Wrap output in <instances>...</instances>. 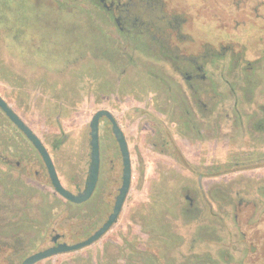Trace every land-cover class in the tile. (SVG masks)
I'll list each match as a JSON object with an SVG mask.
<instances>
[{"label":"rangeland","instance_id":"rangeland-1","mask_svg":"<svg viewBox=\"0 0 264 264\" xmlns=\"http://www.w3.org/2000/svg\"><path fill=\"white\" fill-rule=\"evenodd\" d=\"M2 1L0 95L45 144L64 187L73 193L84 188L89 166V122L98 109L113 113L131 158L130 187L117 220L107 232L88 246L35 264H142L144 260L140 261L137 252L140 249L152 254L145 259L146 264H256L248 253L252 250L250 241L258 246V237L263 235L264 239V222L247 227L240 202L222 196L233 180L232 191L242 190L239 173L221 168L226 161L225 147L216 149L215 159H208L207 147L201 153L194 152L199 147L196 136L183 132L181 144L176 134L180 123L146 115L154 111L146 97L147 89L141 91L142 97L136 90L134 99L131 94L135 90L125 86L114 90L113 95V88L75 87L73 75L80 59L54 62L47 55L70 56L87 34L71 28L69 20L52 22L56 11L49 14L45 6L37 10ZM121 64L119 60L115 63L117 68ZM1 65L10 73L7 83L2 80L5 74ZM51 80L65 82L67 88L56 84L50 88ZM59 101L66 113L58 120ZM163 128L169 130L167 139L161 134ZM99 143L96 188L88 200L72 203L54 191L31 143L0 110V256L4 252L5 264H20L27 255L50 246L56 233L61 235L59 242L82 240L106 219L121 183L122 163L110 122L105 119L99 122ZM23 156L35 159L34 163L30 160L32 168L25 173L16 164ZM198 175H203L202 183ZM197 190L215 195L197 200L189 208L184 194L193 195ZM159 198L169 199L172 205L171 210L165 207L159 214L168 224L167 230L177 236L169 243L146 232L152 225L150 202Z\"/></svg>","mask_w":264,"mask_h":264},{"label":"flooded vegetation","instance_id":"flooded-vegetation-1","mask_svg":"<svg viewBox=\"0 0 264 264\" xmlns=\"http://www.w3.org/2000/svg\"><path fill=\"white\" fill-rule=\"evenodd\" d=\"M2 4H26L37 10L45 6L49 14L56 11L52 22L69 20L71 28L87 34L70 56L47 55L54 62L80 59L73 75L75 87L113 88V95L125 86L135 90L134 99L136 90L142 97L141 91L147 89L154 111L146 115L180 123L176 134L181 144L183 132L196 136L199 147L194 152L207 147L208 159H215L216 149L224 146L226 161L221 168L239 173L242 190L232 191L233 180L230 191L221 195L240 202L247 227L264 222V0H3ZM29 32L24 33L30 39ZM1 70L7 83L10 73L5 65ZM50 83V88L65 85ZM60 102L58 120L66 113ZM102 119L108 121L102 116L99 122ZM168 133L166 128L161 131L166 139ZM33 157L23 156L16 163L22 173L32 168L28 163L35 162ZM202 176L198 175L201 183ZM192 194H184L189 208L215 195L200 190ZM258 238L260 244L250 241L248 253L256 264H264L263 235ZM4 255L0 264H5Z\"/></svg>","mask_w":264,"mask_h":264},{"label":"water","instance_id":"water-1","mask_svg":"<svg viewBox=\"0 0 264 264\" xmlns=\"http://www.w3.org/2000/svg\"><path fill=\"white\" fill-rule=\"evenodd\" d=\"M0 110L5 114L9 121L16 126V128L22 132L26 139L33 145L41 156L43 163L46 167L50 183L54 191L60 195L65 200L72 203H82L88 200L93 194L96 184L99 178L100 171V143H99V119L105 116L110 122V128L112 134L117 142L118 149L121 156L122 163V173H121V183L117 189V194L115 195L113 206L110 213L107 215L106 219L102 224L95 229L91 234L82 240L67 243L66 241L57 242L60 237L58 233L52 236L51 240L54 242L44 249L35 251L20 262V264H35L36 262L48 258L50 256L56 255L58 253L69 252L73 250H78L91 243L97 241L107 230L112 226V224L117 220V217L122 209L123 203L125 201L126 195L128 193L130 183H131V158L128 149L127 140L125 135L120 128L117 120L114 118L112 113L107 109H98L92 115L89 122V166L87 172V178L85 180L84 188L78 192L73 193L69 189L65 188L62 184L56 168L54 166L53 160L48 152L45 144L42 142L40 137L29 127L24 120L15 112V110L1 97L0 95Z\"/></svg>","mask_w":264,"mask_h":264},{"label":"trees","instance_id":"trees-1","mask_svg":"<svg viewBox=\"0 0 264 264\" xmlns=\"http://www.w3.org/2000/svg\"><path fill=\"white\" fill-rule=\"evenodd\" d=\"M150 203H151V207H150L151 220L149 222L152 225L150 226L149 230H146V232L149 233V235H153L152 238H156L159 241H165V242L167 241L168 243L170 242L169 240L173 241L172 239L176 238L177 236L167 230L166 226H168V224L163 223V218L159 217L161 210H164L165 207L169 208L172 206V205L170 206L169 204L170 203L169 199L159 198L158 200H154L153 202H150ZM169 210H171V208H169ZM168 213L169 212H167V215ZM165 245L167 246V244H164V246ZM8 246H9L8 249H10L11 247L10 244H8ZM137 252L139 254L140 261L142 259L144 260V262L143 261L141 262L142 264H146L145 259L147 258V256L152 255L150 252H147L146 249H140ZM125 264H128V263H125Z\"/></svg>","mask_w":264,"mask_h":264}]
</instances>
